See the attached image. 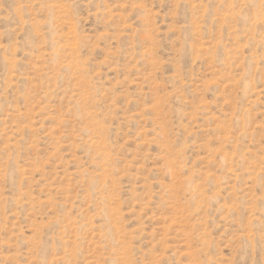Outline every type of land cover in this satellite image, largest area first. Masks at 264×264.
Returning a JSON list of instances; mask_svg holds the SVG:
<instances>
[{"label":"rangeland","instance_id":"rangeland-1","mask_svg":"<svg viewBox=\"0 0 264 264\" xmlns=\"http://www.w3.org/2000/svg\"><path fill=\"white\" fill-rule=\"evenodd\" d=\"M0 264H264V0H0Z\"/></svg>","mask_w":264,"mask_h":264}]
</instances>
